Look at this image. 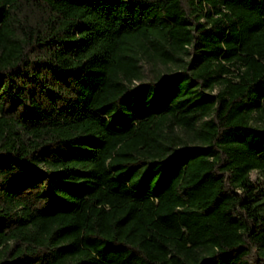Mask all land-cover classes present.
Here are the masks:
<instances>
[{
    "label": "trees",
    "instance_id": "16d2710c",
    "mask_svg": "<svg viewBox=\"0 0 264 264\" xmlns=\"http://www.w3.org/2000/svg\"><path fill=\"white\" fill-rule=\"evenodd\" d=\"M0 264H264V0H0Z\"/></svg>",
    "mask_w": 264,
    "mask_h": 264
},
{
    "label": "rangeland",
    "instance_id": "374dc122",
    "mask_svg": "<svg viewBox=\"0 0 264 264\" xmlns=\"http://www.w3.org/2000/svg\"><path fill=\"white\" fill-rule=\"evenodd\" d=\"M252 177H253V179L256 180V181H258V180L260 179V175H259L258 172H253V173H252Z\"/></svg>",
    "mask_w": 264,
    "mask_h": 264
}]
</instances>
